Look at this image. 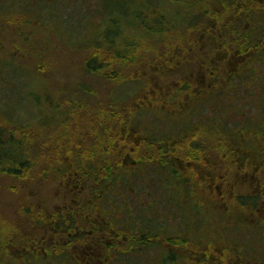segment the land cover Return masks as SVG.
Returning <instances> with one entry per match:
<instances>
[{
	"label": "rangeland",
	"instance_id": "374dc122",
	"mask_svg": "<svg viewBox=\"0 0 264 264\" xmlns=\"http://www.w3.org/2000/svg\"><path fill=\"white\" fill-rule=\"evenodd\" d=\"M45 1L52 3L55 0ZM148 1L150 5L153 4V0ZM157 1L154 0L155 3L151 6H156ZM245 1L211 0L208 3L211 9L209 14L212 12L213 16L209 15L193 28H188L181 22L179 26L167 27L165 34L160 37L144 38V42L141 41L142 38L136 40V35L124 38L126 40H123V47L126 44H137L134 50H131L134 52V62H130L124 70L120 68L115 72V69L111 68L109 73L102 75L89 74L86 71V61L92 55L91 50H76L70 46L76 47L79 43L87 41L90 36L98 35L102 25L111 24L109 19L112 14L122 22L125 21L127 18L118 15L116 7H107L105 4L94 7V0H57L49 9V12L56 16L52 25L51 20L43 18L47 13L43 9L45 5L36 0L30 2L28 17L14 15V0H0L3 5L12 8L8 12L0 11V61L21 65L29 74V80L24 83L11 82L10 86L16 88L3 95L5 105L0 102L3 106L0 115L3 118L13 116V122H17L15 118L19 112L20 122L28 128L17 134V138L25 140L24 161L26 159L28 162L27 167L23 168L20 162L13 163L10 159L11 155L18 153L15 148H0V162L4 165L0 166V237H3L0 245L7 243L10 232L17 240L6 252L0 249V264H31L27 257H61L63 254L54 255L55 247L59 241L62 244L69 242L68 235L64 234L65 230L61 228L70 226L73 227V235L77 233L78 239L62 249L66 253L62 260H68L71 264H85L88 259L96 261L97 258L107 256L152 257L164 249L165 243L171 247V255L174 257H184L188 259V264H200L198 258L206 255L201 247L202 241L208 245L214 237L219 238L214 232L225 233V228H195L198 198L189 213L192 223H183L190 225L188 228L191 229L187 232L190 233V241L181 238L164 240L161 235L156 239L158 248L151 245L152 240L148 237L143 240L141 237L139 241H132L131 247L137 249L136 251L130 249L119 254L118 251L108 249L116 243L119 245L118 250L130 248L129 238L132 234L120 228H106V216L112 224L120 219L116 226L127 228V216L129 220L134 221L139 214L146 223L154 213L162 224L166 222L181 228L183 210L170 203L169 193L173 188L177 190V186L171 184L172 188L166 184L168 172L171 171L168 166L164 170L147 167L143 175L146 182L141 183L143 177L139 174L131 175L135 164L132 161L131 170L125 169L129 173L127 181L114 186V193L123 194L126 199L112 196L110 193L107 197L112 202H101L99 207L94 196L99 193L98 188L106 182L101 181L100 187L96 184L104 178L106 167L113 165L115 173H121L123 163H129L131 156L141 153L151 156L154 151L162 150L160 147H166L173 153L174 160L177 158L181 161H192L193 163H186L184 168L179 169L186 174L189 171L195 178L203 173L201 162L211 160L222 163L223 159L227 160L233 152L240 156V147L234 146L244 145L248 139L245 138L247 135L243 136L245 140L215 130L219 127L220 120L225 119L231 133L242 134L245 131V121L236 114L240 112L239 108L234 104L229 108L221 105L228 106L232 103L221 94L220 98L223 100L216 101L214 106L215 100L209 99L190 119L188 112L191 111V106L188 105L201 91L208 90L205 83L214 85L212 88H218L219 84L227 82L228 72L232 73L233 69L237 71L239 66L251 60V51L254 49L249 50L247 39L259 37L264 40V1L255 0L259 9L255 17L249 11L246 16L240 15V5H246L249 0ZM34 2L38 4H33ZM200 6L204 5L198 4L197 8ZM140 11L148 16L149 10L139 9ZM83 26H87V29H81ZM65 40L71 41L70 46ZM233 65L235 66L232 69ZM261 66L263 69L264 65ZM187 83L191 85L185 89ZM20 87L25 92L26 89H38L39 96H44L39 109L36 110L35 103L27 94L25 99H21ZM261 96L263 103L260 111L263 112L264 91ZM17 100L24 103H21L22 109L19 110V107L17 113H14L18 106ZM123 100L125 102L121 104ZM143 109L147 113L140 117L142 123L137 129L135 117ZM248 109H252V116L258 115L254 108ZM196 110L198 111V107ZM109 112H116L112 120ZM100 114L106 117L103 121L105 126L99 120ZM2 117L0 116V126L11 132L13 123L9 121L12 120L7 122ZM210 118V127L214 129H204L209 128L207 125ZM176 122L179 123L178 126ZM182 124L187 129L192 124L195 135L189 137L188 142L183 140V137L168 140L166 136L169 134L182 131ZM199 124L203 127L197 128ZM239 130L241 131L237 132ZM130 132L133 136L137 135L136 139L130 138V141L137 144L135 148L123 149L126 135ZM194 137L195 141L190 144L189 141ZM110 139L113 144H110ZM198 143L200 147L196 148L197 154H193V145L199 146ZM184 145L187 150L183 149ZM126 157H130L129 161L124 160ZM177 160L178 164L180 161ZM75 165H95L103 177L91 172L81 178L73 170ZM206 165H209L208 162ZM15 169L19 173L16 174ZM251 169L254 168L250 167L249 162L235 167L236 175H230L228 185H224L226 189L223 190L228 203L219 200L217 205H214L211 199V203H208L204 197L205 203L202 198L203 208L210 214L208 216L204 212L201 215L206 224H210L214 214L220 218L219 225L225 227L231 224L228 212L232 211L236 216L235 209L242 210L240 199L242 202L244 196H248V191L251 192L255 187L248 178ZM204 170L205 173L210 171L209 167ZM76 180L82 184L78 182L79 187L85 183V194L78 196L75 192L78 186L74 188L77 183L73 182ZM218 195L220 197V191ZM174 198L180 203V199L183 201L186 196L182 192L179 198ZM228 208L232 210H227ZM185 217L189 219L187 215ZM144 223L141 225H146ZM142 229V234L146 236L151 232V228ZM231 234L238 235L237 232ZM138 250L142 254H139ZM1 252H4V256ZM215 252L218 253V250L215 249ZM231 256L230 262L229 259L221 264H240V261L235 259L244 255L235 253Z\"/></svg>",
	"mask_w": 264,
	"mask_h": 264
},
{
	"label": "flooded vegetation",
	"instance_id": "af4514ba",
	"mask_svg": "<svg viewBox=\"0 0 264 264\" xmlns=\"http://www.w3.org/2000/svg\"><path fill=\"white\" fill-rule=\"evenodd\" d=\"M247 1V0H246ZM245 1V2H246ZM264 1V0H263ZM255 0H249L247 1L246 5H240L241 7V13L240 15H247L248 11L251 14L253 13V17H255L259 11L257 4H255ZM259 3V2H258ZM258 38L260 41V44H263L264 46V40L260 39L259 37H254L253 39ZM257 49V48H256ZM253 50V49H251ZM256 53L260 51V48L258 47L257 50H255ZM255 54V53H254ZM253 54V56H254ZM252 59V58H251ZM251 65L245 66V68L249 69ZM262 67V66H260ZM258 67H255L257 70V77H255V81L252 82V84H247L245 88L249 91L248 95L246 97H236L233 96L231 97L230 93L229 97L234 100L235 103H240L241 106H237V108L241 109L240 113L238 114L241 120H258L261 123V126L259 124H256L258 128L262 129L264 126V113L260 111L261 109V104L263 103V90H264V67L263 69ZM243 69V68H242ZM235 72V71H233ZM206 89L212 88L211 84L205 83ZM208 84V85H207ZM218 84V82H217ZM188 85V83H187ZM186 87V85H185ZM185 89H188L185 88ZM203 93V91H201ZM200 92V93H201ZM209 90L206 91L205 95L201 97L202 101H198V95L193 98V102L188 105V107L191 106V111L188 112L190 114L189 118L191 119L192 116H194L197 112H199L202 109L203 104H206V101H208L209 98ZM252 94V95H250ZM229 97H226L230 99ZM225 98V99H226ZM223 100L222 98L218 97L217 101ZM238 101V102H237ZM214 106L216 105V101L213 104ZM222 105V104H221ZM213 106V108H214ZM198 107V111L196 110ZM254 108L255 111H257L258 115L252 116L251 110L248 108ZM264 112V111H263ZM246 115V116H245ZM250 118V119H248ZM253 120H251L253 122ZM178 123V122H177ZM182 123V122H180ZM181 126H184L182 124ZM203 127L200 124L198 125L197 128ZM183 128V127H182ZM207 130H213L209 129L208 127L204 128ZM182 130L185 131L183 128ZM188 133L186 135H183V140H187L191 136H194V131L192 129V124L189 125L188 127ZM218 133H224L227 136H234V138L239 137L242 139L248 138L245 142V144H235L234 147H240L239 153H232V156L228 157V159H223L222 163L218 161H207L209 165H206L205 162H201V168L203 173L198 175V178H195L193 174H189V171H187V174L185 171H180L179 167L184 168L186 166L185 164H190L193 163L192 161L186 160V161H181V160H176L180 161L178 164L176 163V160H174L173 155L170 152L164 151L165 154L162 156L159 154L158 151H154V154L149 156L147 153L143 154L141 153L140 156L144 158L145 161L144 164H139L135 163L134 164V174H139L141 177L146 173L147 167L153 166V167H158V169H165L166 166H168L171 171L168 172V179L166 181V184H169V186H172L171 184H174V186H177L179 190L184 192L186 199L181 200L180 203L178 204L177 198L180 197V195H175L174 191L171 189L172 192L169 193L170 197V203L174 205L175 207L180 206L183 210V215H182V221H181V228H176L177 226L175 225H169V224H162L161 221H158L156 219V215H153L154 213L151 214L149 218V222L144 223L142 220V217L138 214V217L133 221L129 220V217L127 216V221L129 222L128 227L126 228L125 226L119 225L116 226L118 223H120V219L117 223L112 224L110 218L108 216L105 217L106 219V228H120L121 230H127L130 231L129 233L132 234H137V241H139V238L144 237L146 235L142 234L143 229L142 228H151V232L149 233V237L151 241V245L154 247L158 248V242L156 239L160 237L161 235L164 237V240H169V239H174V238H181L184 241H190V233L189 230L191 228L190 225H183V223H192L189 217L190 211L192 212L189 204L190 200V194L192 195L193 203L196 198H198V210L197 214L195 215L194 223H195V228H225V233L222 232H214L217 236H219L218 239H211L209 241L208 245H205V242L202 241L203 246V253L206 254L204 257L198 258V261L200 264H221L224 261L229 262L232 260V256L235 253L243 254L244 256L239 257L238 259H235L236 261H240V264H264V127L261 131L253 130L251 129L250 131L245 130L242 134L238 135L235 133H228V132H223L221 129H215ZM241 130L237 131L240 132ZM244 134L247 135V137L244 136ZM177 135V134H176ZM245 138H244V137ZM193 140V139H192ZM199 146L197 145L195 148L200 147V143H198ZM230 148V146H227ZM245 147H247V150H245ZM164 148V147H160ZM184 150H187L186 145L183 147ZM227 148H225L226 150ZM161 151V150H160ZM227 151V150H226ZM167 153V154H166ZM184 156V154H182ZM153 157V159H151ZM243 162H249L250 167H253L254 169H251L248 178L251 179L252 184H255V187L252 189L251 192L248 191L247 195L244 196V198L240 199L239 205L242 206V210H236L235 209V214L236 216L232 213V211L228 212V218L231 222V224L226 225L225 227L219 225L220 218L214 214V219L210 220V224H206V220L201 216L202 213H206L208 216L210 215L209 213L206 212V209L203 208V201L207 199L208 203H211V200L214 202V205H217L218 201H225L227 200L224 197V192L223 190L226 189L224 185H228L229 178L231 174H235V167L238 166L239 164H242ZM224 163V164H223ZM200 164V163H199ZM223 164V165H222ZM209 167V172L205 173V168ZM222 169V170H221ZM190 170V168L188 169ZM173 171L175 174H173ZM257 172V173H256ZM178 174V177L177 175ZM258 174V175H257ZM176 175V176H175ZM191 175V176H189ZM145 177H143L141 180V183L146 182ZM178 180V182H177ZM120 182V181H119ZM73 183H78V180L74 181ZM176 183V184H175ZM121 184V183H120ZM86 187H82V190L84 191ZM110 188V189H109ZM108 192L109 194L112 193V196H118L121 199H126L125 195L120 194V193H114V187H109L108 186ZM191 190L193 191L191 193ZM218 191H220V197L218 195ZM173 196V198H172ZM205 197V199H204ZM209 199H208V198ZM111 199V198H110ZM211 199V200H210ZM111 201L109 200L108 197V202ZM112 202V201H111ZM109 202V203H111ZM192 203V206H193ZM206 203V200H205ZM228 203V202H227ZM105 208V207H104ZM196 208V207H195ZM227 210H232L228 208ZM81 211V210H78ZM189 217L187 219L185 216ZM213 216V215H212ZM197 217H199L197 219ZM134 222V224H133ZM141 223H144L146 225H141ZM126 225V224H125ZM141 225V226H140ZM148 225V226H147ZM77 228H80L79 226H76ZM70 228H73L70 226ZM172 228H176V230H172ZM139 230V233H137ZM119 232V231H118ZM233 232H237V236H234ZM178 233H181L179 235ZM189 234V235H188ZM204 235V234H203ZM232 235V236H231ZM3 237H0V240H2ZM220 239V240H219ZM219 240V241H218ZM17 241L15 237L12 235V232H10V236L8 237L7 243L4 245H0V249H2L4 252H6L10 247H13L14 242ZM126 242V241H125ZM199 244L201 242H198ZM110 245V244H109ZM166 246H164V249H161L159 252L156 253L155 256L152 257H147V256H133V257H113V256H108V257H102V259L97 258L96 261H93L91 259H88L85 264H188L186 258L184 257H174L171 255L170 251V246L165 243ZM162 247V246H161ZM163 248V247H162ZM215 249L218 250V253L215 252ZM139 251V250H138ZM166 254V256H162L161 252ZM4 252H1V254L4 256ZM139 254H142L140 251L138 252ZM218 254V256L215 255ZM231 254V255H230ZM28 261L32 262L31 264H46V260L49 261L48 264H52L50 262V259L46 256H42L41 258L38 257L36 258H29L27 257Z\"/></svg>",
	"mask_w": 264,
	"mask_h": 264
},
{
	"label": "trees",
	"instance_id": "16d2710c",
	"mask_svg": "<svg viewBox=\"0 0 264 264\" xmlns=\"http://www.w3.org/2000/svg\"><path fill=\"white\" fill-rule=\"evenodd\" d=\"M31 1H34V0H28V1H26V0H14V2H13L14 6H12V8H15L14 15L28 17L27 16V14H28L27 9H29V6H31L30 5ZM36 1L40 2L41 5H43V4L45 5V7L43 9L47 13H46V17H43V18H46L48 21L51 20V24L53 25V23L56 19V16L51 14L49 12V9L52 8V6H54L56 4L57 0H55L52 3H48L45 0H43V1L42 0H36ZM62 1H64V0H62ZM74 1L76 2V0H74ZM101 1L102 0H94V2H93L94 7L95 6H101L100 4H105V5H107V7L114 6V7H116V10H115L116 13L118 12V15H120V16L122 15L125 17V19L126 18L127 19L122 22L120 19H117L115 17L116 16L115 14H112L111 18L109 19V22H111V24H107L106 26L102 25L101 29L98 31V35H95L93 37L90 36V38L87 41L79 43V45L76 47L70 46V43H71L70 40H67V41L65 40L71 49H76V50L79 49L80 50V49L86 48L87 50L92 51V55L86 61V66H85L86 71L89 74L105 75V74L109 73L111 68L115 69V72L118 71L120 68H122V70H124L130 62H134V56H133L134 52L131 50H134V48L137 46V44H134V43L133 44H126V46L123 47L122 43H123V40H126V39H124L126 37L136 35V40H140L142 38L141 41L145 40L144 38L160 37L163 34H165V32H166L165 29L167 27H176V26H179V23L182 22L188 28H193L199 22L204 20V18L208 17L209 15L213 16L212 12H211V14H209L211 9L209 8L210 6L208 3L211 0H158L156 2V6H154V7L151 6L155 3L154 0H153V4H151V5L149 4L148 0H105V1H107L105 3L101 2ZM71 3L74 4V2H71ZM33 4H38V3L34 2ZM198 4H202L204 6L203 7L200 6L201 8L199 7V9H198L197 8ZM65 7H68V6H65ZM12 8H11V6L3 5L0 2V11L7 10V12H8ZM139 9L149 10V13H147L148 16L145 13H142V11L139 12ZM40 19H42V18H40ZM87 26H83L81 29H87ZM253 38L254 37H250L249 39H247L248 43H246L249 50L254 49L253 51H251V52H253V54L255 53L254 56H252V59L249 60L245 65L239 66L237 71L235 69H233V67L235 66V65H233L232 69L235 72L232 71V73H229V72L227 73L228 74V78H227L228 80L225 84H223V85L219 84L220 87H218V88L208 89L209 90L208 94H209L210 99L217 101L218 97H220L221 94H223L224 95L223 98H225V97H227V95H230V93H234V94H231V97L236 96L238 98L242 97V95H244L243 97H246L248 95L249 91L245 88V86L247 84L250 85V84H252L253 81H255V77H257L256 76L257 70L255 69V67H258V66L260 67L261 65H264V46H263V44H260V41L258 40V38H255V39H253ZM258 47L260 48V51L258 53H256L255 50H257ZM247 65H251L249 67V69L245 68V66H247ZM0 73H2V74H0V102L4 103V105H5V101H3V95L5 94V92L8 93L9 91H12L14 88H16V86L14 88L10 86L11 82L12 83L13 82L24 83L25 81L29 80V78L27 77L29 74L21 65L15 64L14 62H3V61H0ZM24 76H26V77H24ZM6 77H7V79H6ZM189 85H191V83L186 85L185 88L189 87ZM20 89L22 91L21 99H25L26 94H27V96L32 99L33 103H35L34 107L36 108V110L39 109L40 108V101L44 96L43 95L39 96L38 89H34L32 91L31 90L28 91L26 89V92H25V90H23L22 87H20ZM206 91L207 90L203 91V93L201 92L197 96L198 101H200V102L202 101L201 97H203L205 95ZM250 95H252V94H250ZM231 97H229L230 102H232L231 104H229L228 106L226 104H222V105L226 106L227 108L232 106V104H234L236 107L241 106V104L239 102L235 103L234 101H231L232 100ZM119 100H120V98H119ZM122 102H121V104H124L125 100H123ZM17 103H18V106L14 109V113H17L19 107H20L19 110L22 109L23 106L21 103H24V102H20L17 100ZM2 108H3V106H2V104H0V112L1 111L3 112ZM53 108H54V106H53ZM239 110L241 112V109H239ZM145 111L146 110H144V109L140 110L139 111L140 113H138L136 115V117H135V119H136L135 120V128L139 129V125H141V123H142L140 117L144 113H147ZM240 112H236V113H240ZM115 113L116 112H114V113L109 112L110 120H112L114 118ZM262 113H264V112H262ZM18 114H19V112L17 113V118H15V120H18L17 122H13V116H11V117L7 116L8 119H6V118H3L2 115H0L5 121L8 122V120H12L9 122L13 123V125H12L13 127H12L11 132L5 130V128L0 126V148H4V147H8V148L11 147L12 149L15 148L16 149L15 152L18 151V153L11 155L10 159L12 161H14L13 163H19L20 162L21 166L23 168H25L28 166V162L26 161V159L24 161V158H25L24 155L26 152L25 140H24V138H21V139L17 138L18 137L17 134H19V132L23 131L24 129H28V128H27V125L25 126V124L23 125L21 123L22 121L20 122L21 118L18 116ZM99 117H100L99 118L100 122L103 123V121L105 120L106 117H102L101 114L99 115ZM223 117H225V116H223ZM51 118H52V116H51ZM248 119H250V118H248ZM211 120H212V118H210L207 126H209V129L210 128L214 129V128L210 127V121ZM251 120H253V119L245 120V124L243 125V130L250 131L251 129H253V130L261 131L263 129L264 126L262 127V129H260L256 125V124H259L261 126L260 121L253 120V122H252ZM220 121L221 122L219 124L218 129H221L223 132L230 133L231 129L225 123V119H221ZM177 124H179V123L176 122V125ZM103 125L105 126L104 123H103ZM133 126H134V123H133ZM182 127L185 129V131L184 130L179 131L176 133L177 135L176 134H173V135L169 134L168 136H166V138L168 140H172L173 138H180L181 136L186 135V133H188V130L184 126H182ZM94 131H95V129H94ZM105 131H106V129H105ZM130 136H132V137H130ZM135 137H137V135L133 136L132 132H130L128 134V136L126 135V141H125L126 144H125V146L122 145V148L123 149H125L126 147L135 148V145L137 143H135V141L134 142L130 141V138H135ZM128 139H129V142H128ZM195 139H196V137H194L193 140L189 141V143L192 144L195 141ZM110 140H111L110 144H113V140L112 139H110ZM120 142L121 141L119 140L118 143H120ZM122 142H124V140H122ZM186 142H188V141L186 140ZM150 143L151 142H149V145H150ZM146 144H148V143H146ZM193 146L196 147L197 144H195ZM191 147H192V145H191ZM164 149L166 150L167 153L170 152L166 147H164L161 151H158L159 154L161 155V157L159 159H161L162 156L165 154ZM197 150L198 149H196V148H195V150H192L193 154H197ZM110 151H111L110 156H112V150L110 149ZM19 153L23 154V156L21 154H20V156H18L17 154H19ZM133 154H134V151H133ZM171 154L173 155V153H171ZM189 154H191V153H189ZM15 155H17V156H15ZM127 155L131 156L130 153H127ZM181 156H182V158L184 157L183 155H181ZM182 158H179V159H182ZM129 159H130V157H126L124 160L129 161ZM131 159L132 160L129 163H123V165H122L123 170L121 173L120 172L115 173V169H113L114 168L113 165L106 167L104 178H102L103 174L100 171V169L97 168L95 165H92L91 167L86 166V165H75L73 170L76 171V175L81 177V178L88 176L91 172L94 175L100 176L102 179L96 184V185H99V187H100L101 181L106 182L100 188H98L99 193L96 196H94V197H96V200H97L96 204L99 207L100 206L99 203H101V202L105 203L108 201L107 195H109V192H108V189H106V188H108V186L114 187L120 183H124L125 181H127V178L129 177V173L125 169L129 168L131 170V166H130L131 162L133 161L134 163L137 162L139 164H144L143 161H145L144 158H142L140 156V154L138 156H131ZM151 159H153V157ZM189 159L191 160V157ZM0 166H4L3 163L0 162ZM133 170H134V166L132 167V170H131L132 174L131 175H134ZM15 173L17 174L19 172H16V169H15ZM56 173H58V172H56ZM60 174L61 173H59V175ZM173 174H175L174 171H173ZM176 175L178 177V174H176ZM79 183H80V185H82L81 182H79ZM79 183H77L76 185L73 186L74 188H76L78 186V189L75 191L76 193L79 194V195L77 194L78 196L85 194V192L83 190H81V187L85 186L84 185L85 183H83V186H81V187H79ZM170 183H172V182H170ZM192 192L193 191L191 190V193ZM174 194L180 195L179 188H177V190L175 189ZM191 197H192V195L190 194L189 204H190V208L192 210L193 199H191ZM178 204H179V201H178ZM80 207L82 208V206H80ZM61 229L65 230L63 232H64V234L68 235L69 242L64 243V244H66V245H64L58 239L59 242H58V246L55 247L56 251H55L54 255L55 256L56 255L61 256L62 254L63 255L59 258L54 257L53 259H50V262L52 264H71V262H69L68 260H66V261L62 260V258H65V255H66L65 251L62 249H65L64 247L67 246L69 243H73L74 241L77 242L78 235H77V233L73 235V233H72L73 231L71 230L73 228H61ZM149 235L142 237V240L147 238V237L150 239ZM129 240L131 241L130 248L127 247L126 249L118 250L117 246H119V245L116 243L114 245H110L111 247H109L108 249H110L111 251H114V252L118 251L119 254L130 251V249H134L136 251L137 249L131 247L132 241L133 242L137 241L136 234L132 233L131 238H129ZM147 245L148 244H145V246H147ZM161 253H162L161 254L162 256H166V254L163 253V251ZM119 257H122V256H119ZM124 257H129V256H124ZM71 261H73V260H71ZM48 263H49V261L46 260V264H48Z\"/></svg>",
	"mask_w": 264,
	"mask_h": 264
}]
</instances>
